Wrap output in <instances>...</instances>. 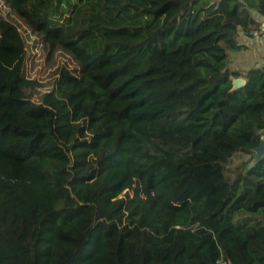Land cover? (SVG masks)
<instances>
[{"label": "trees", "instance_id": "trees-1", "mask_svg": "<svg viewBox=\"0 0 264 264\" xmlns=\"http://www.w3.org/2000/svg\"><path fill=\"white\" fill-rule=\"evenodd\" d=\"M0 1V264H264V0ZM21 24L74 64L38 102Z\"/></svg>", "mask_w": 264, "mask_h": 264}, {"label": "rangeland", "instance_id": "rangeland-1", "mask_svg": "<svg viewBox=\"0 0 264 264\" xmlns=\"http://www.w3.org/2000/svg\"><path fill=\"white\" fill-rule=\"evenodd\" d=\"M9 10L0 1V15L7 16ZM19 30L26 40V56L24 60V74L29 80H33L37 84L36 92L33 94L31 100L38 102L40 96L52 90L55 84V69L60 64H65L69 69H73L74 64L64 55H59L56 58L48 61L45 54L42 52L41 46L35 37L29 36V32L25 31V27L19 25ZM28 36V38H26ZM264 139V135H262ZM248 156L237 155L230 161L229 167L235 168L240 162L246 161Z\"/></svg>", "mask_w": 264, "mask_h": 264}, {"label": "crops", "instance_id": "crops-1", "mask_svg": "<svg viewBox=\"0 0 264 264\" xmlns=\"http://www.w3.org/2000/svg\"><path fill=\"white\" fill-rule=\"evenodd\" d=\"M260 25L264 26V18L255 14ZM239 49L228 52L227 67L232 72H238L242 76L251 69L259 68L264 64V37L258 41L249 37L241 29L236 36ZM240 78L244 79L240 76Z\"/></svg>", "mask_w": 264, "mask_h": 264}, {"label": "water", "instance_id": "water-1", "mask_svg": "<svg viewBox=\"0 0 264 264\" xmlns=\"http://www.w3.org/2000/svg\"><path fill=\"white\" fill-rule=\"evenodd\" d=\"M245 83H246L245 79L234 78V79H232L231 90L239 89V88L243 87L245 85ZM261 133H262V135H264V130ZM263 156H264V139H261L259 146L256 149H254V157L252 159V162L249 165L252 166L253 162L260 160Z\"/></svg>", "mask_w": 264, "mask_h": 264}, {"label": "built area", "instance_id": "built-area-1", "mask_svg": "<svg viewBox=\"0 0 264 264\" xmlns=\"http://www.w3.org/2000/svg\"><path fill=\"white\" fill-rule=\"evenodd\" d=\"M25 31L29 32L26 28H25ZM28 34H29V36H30L31 38L33 37V35H32L30 32H29ZM247 35H248L249 37L255 39V40H258V41L262 40V38L264 37V26H263V25H259L258 27L251 29V30L248 32ZM34 37H35V36H34ZM26 38H28V36H26ZM35 40L38 41L39 44H41L40 41H39L36 37H35ZM40 46H41V45H40ZM23 70H24V69H23ZM26 78H27V77H26ZM216 264H231V263H230L229 261H225V260L220 259V260H218V261L216 262Z\"/></svg>", "mask_w": 264, "mask_h": 264}]
</instances>
